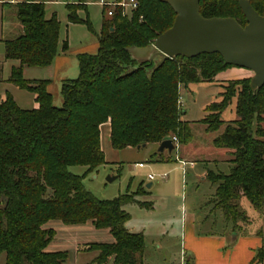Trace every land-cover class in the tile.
I'll return each mask as SVG.
<instances>
[{"label":"trees","instance_id":"1","mask_svg":"<svg viewBox=\"0 0 264 264\" xmlns=\"http://www.w3.org/2000/svg\"><path fill=\"white\" fill-rule=\"evenodd\" d=\"M135 2L130 13L117 4H102L97 52L77 55V77L61 81V106L53 104L48 79L23 76L24 67L51 65L59 50L60 21L56 14L46 17L42 2H5L14 8L22 27L17 36L2 40L4 59L18 61L8 81L33 93L37 107L20 108L9 93L0 98V255H5L4 264H62L67 252L47 249L56 234L46 226L51 220L65 225L90 222L96 229L109 231L112 241L88 242L78 248L98 252L93 264H144L143 234L126 228L130 215L122 208L130 202L149 205L136 199L144 193L143 187L98 199L84 188L83 175L68 167L85 166L91 172L105 164L100 126L106 122L114 149L159 144L172 136L187 144L192 133L190 123L181 119L180 87L213 81L234 65L224 64L218 53L178 55L161 65L159 57L134 59L128 48L152 43L175 18L173 9L161 0ZM250 3L264 15V0ZM199 6L205 18L232 17L246 24L238 0H199ZM65 7L69 23L85 24L93 31L88 16L78 15L86 9L82 0ZM67 48V41H62L60 49ZM250 78L227 81L221 100L206 105L207 113L199 120L207 131L224 125L213 145L232 150L228 172L208 170L205 179L214 186L209 202L222 212L226 223H232L233 233L240 227L238 220L249 221L240 198L258 211L264 199V84L253 91ZM233 99L236 118L224 121L221 113ZM151 156L164 160L158 152ZM263 258L264 248H259L253 260Z\"/></svg>","mask_w":264,"mask_h":264},{"label":"rangeland","instance_id":"2","mask_svg":"<svg viewBox=\"0 0 264 264\" xmlns=\"http://www.w3.org/2000/svg\"><path fill=\"white\" fill-rule=\"evenodd\" d=\"M4 1L10 2V0ZM37 1L44 3L46 17L55 13L60 21L59 50L62 41L67 40L68 49L64 51V54L69 62L63 66V62L61 63L57 60L54 66L48 68L24 67L23 76L27 79H49L47 90L52 95L53 104L55 106H61V81L65 78H76L78 75L76 55L81 53L94 54L97 52V34L100 31L102 22V4L99 3V0H84L86 9L78 11L79 17L85 18L88 16L93 27V31H90L85 24H74L68 23L67 21L65 5L67 3H77L79 0ZM108 2L110 7H114L116 4L118 5V3H113L109 0ZM128 2L126 1V3ZM127 5L123 8L124 13H130L131 9L135 8L131 7L130 4ZM11 11L8 8L4 9L3 16L8 19L11 16ZM7 19L4 20V27L1 31L3 39L12 38L20 34L17 20L14 18L12 21ZM11 22L12 25L9 24ZM4 51V43L0 41L1 77L4 79V81L0 82V94H4L8 90V93L12 95L14 101L20 108H36L37 104L33 93L6 81L9 77L11 66L17 65L18 61L4 59ZM59 53L62 52L59 51ZM249 71L246 68L234 66L228 68L226 73L230 78H237L242 76L243 73H249ZM215 81L213 84L205 83L200 85L190 83L186 88L180 87L183 93L181 92L182 99L179 97V106L182 110L189 108V113L185 115V118L196 120L203 116L202 104L221 100L220 93L223 91V89L221 91L219 84L221 81ZM234 105L235 99L221 113V119L229 121L236 118ZM192 123L195 142H207L209 138L216 134V132L205 133L203 130L204 125L200 122L193 121ZM156 149L154 143H149L145 147L124 149L109 147V149H105L107 162L93 171L87 172L85 166L79 165L70 166L68 169L74 174L83 175L82 183L84 188L98 199H112L119 194L135 192L138 186L141 185L144 193L137 195L136 199L141 202H146L149 205L142 206L136 202H130L124 204L122 208L130 215V219L126 223V228L131 232L143 234V263L181 264L180 227L182 220L186 216L190 214L195 215L196 225L203 232L210 230L220 232L226 227L232 232V223H226L223 219L222 212L215 209L213 204L209 202V199L214 193V186L200 175L201 163L196 168L191 169L190 166H180L174 160L155 162L151 155ZM187 154H190L188 148L180 146L178 150H174L172 157L187 158L189 156ZM139 162L142 163V166H138ZM230 166V163L225 164L222 162L217 168L211 166V169L227 173ZM165 173L167 177H163ZM148 175H152L153 178H149ZM108 177L115 178L112 181H108ZM148 184H150L149 187H147ZM239 203L245 211L249 208L254 209L245 197H241ZM250 215L248 222L238 220L237 223L239 225L246 223L244 226L248 225V227L252 224L249 228L255 227L264 230V216L261 214V217L259 214ZM46 226L54 228L58 233V240L52 242L50 246L52 248L61 246L59 247L60 250L67 252L66 264H76L81 261L85 264H92V260L96 256L97 251H78L77 247L84 242H106L107 240L104 232H102L104 229H96L90 222L80 225H65L58 220H51ZM237 231L239 232L241 230L237 229L235 232ZM82 246L80 245V247ZM48 250H50L49 247ZM4 262L5 255L2 253L0 255V264H4ZM107 264H112V262Z\"/></svg>","mask_w":264,"mask_h":264},{"label":"crops","instance_id":"3","mask_svg":"<svg viewBox=\"0 0 264 264\" xmlns=\"http://www.w3.org/2000/svg\"><path fill=\"white\" fill-rule=\"evenodd\" d=\"M82 2L84 3V0H82ZM99 3H101V4L108 3V0H99ZM7 8L12 10L11 16L8 19L3 16V10L7 9ZM53 14H55V13H53ZM13 18L15 20H17V22L19 23V21L16 17V13H15L14 8H12V7L10 8L8 5H5L4 0H0V41L3 40L2 36H1V31L3 30V27H4V25H3L4 20L7 19V20L12 21V20H14ZM9 24L12 25V22ZM19 24L17 26H19V29L21 31L22 27ZM66 50H62V49L58 50L55 58L53 59V62L51 63V65L47 66V68L50 66H54V64H56L55 62L57 60H59L61 63L63 62V66L67 65V63L69 61H67L65 54H64V51H66ZM59 51H61L62 53H59ZM77 55H76V58H77ZM77 65H78V61H77ZM13 66H16V65H12L11 68ZM11 68H10V70H11ZM1 70H2V68H1ZM227 70L228 69L219 73L214 78L213 81L199 82L196 84H200V85L201 84L203 85L205 83L213 84V82L215 80H217V82L221 81L222 83L219 82V84L221 86V91H222L223 86L226 85L227 81L232 80V79H241V78H246V77H252V75H253L252 72L249 71V73H243L242 76H239L237 78L236 77L230 78V76H228V74L226 73ZM23 72H24V69H23ZM9 75H10V73H9ZM65 79H67V78H65ZM2 81H4L3 78H2ZM6 81L8 83L12 84L11 82L8 81V79ZM182 87L186 88L187 85L182 86ZM181 92L182 91L180 88V98L182 99V93L183 92L182 93ZM6 93H8V90H6V92L4 94H0V98H4ZM181 99H180V101H182ZM211 102H215V101H211ZM211 102L202 104V108L204 111L203 116H201L200 118H198L196 120L191 119V118H185V115L186 114L188 115V113H189V108L182 110L181 119L183 121H187L190 123L189 125L191 128L192 138L187 144H180L178 142V145L174 150H178L180 148V146L186 147V148H188V152L190 153V154H187L189 156L187 158H184V157L183 158L182 157L173 158L172 153L174 152V150L171 153H168L167 150H164L163 152H158L156 149V151H154L153 153H155V152L161 153L160 157L163 158L164 160H157L154 158L155 162H164L170 156V159L178 162L180 164V166H183V167L190 166L191 169L196 168V166L199 163H201L202 168L199 171V173L201 176L204 177V179H205L206 172L208 170H212L211 166H214L217 168V166L219 164H221L222 162L225 164H229V160L232 157V155H231L232 150L228 149V148H217L213 145V138L216 137L217 135H219L223 131L224 126H223V128L221 126L217 131H207L206 126L203 124L204 125L203 130L205 133L216 132V134L213 137L209 138L207 142L204 141V143L202 141L195 142V139H194V134H193V130H192V127H193L192 122L193 121L199 122V120L202 119L206 115L207 112L205 111V107H206V105H208ZM100 145H101V149L104 153L105 163H106L107 161H106V156H105V149H109V147L112 148L111 143H110V124H109V122L103 123L100 126ZM147 145L148 144H145V146H147ZM145 146H140V147H145ZM155 146L157 148L158 143H155ZM127 148H132V147H127ZM200 155H203V156H200ZM201 157H203V158H201ZM171 160H168V161H171ZM139 163H141V162H139ZM243 211L245 212L246 216L249 218L248 220H250V217H249L250 214H251L250 216H252L254 214H259V216L261 214L264 216V199H263V206H262L260 211H256L254 209L252 210L251 208H249L246 211L245 210H243ZM195 221H196L195 215L190 214L189 216H186L185 219L182 220V223H181V227H180V245H181L180 246V254L182 256V263L181 264H264V258L261 261L253 260L256 251L259 248H264V230L263 229L261 230V229L255 228V227L249 228L252 224H250L248 227V225L244 226L246 223L245 224L241 223L240 224L241 226L238 228L241 231H239V232L237 231L235 233H233V231L230 232L227 227L225 229H222L220 232L212 231V230L203 232L202 230H200L198 228ZM99 230H101V229H99ZM55 232H56V230H55ZM102 232H104V236L107 239L106 242L112 241V236L110 235V233L107 229L102 230ZM58 236L59 235L56 232L55 237L52 240V242H54L55 240H58V238H59ZM52 242L48 245L50 251L60 250L59 247H61V246H55L54 248H52L50 246L52 244ZM85 243H88V242L81 243V244H79V246L83 245ZM79 246L77 247V249L79 248ZM48 247H47V249H48ZM78 251H80V250L78 249ZM75 263H76V261H75ZM62 264H66V260ZM76 264H85V263L81 261V262H78Z\"/></svg>","mask_w":264,"mask_h":264},{"label":"water","instance_id":"4","mask_svg":"<svg viewBox=\"0 0 264 264\" xmlns=\"http://www.w3.org/2000/svg\"><path fill=\"white\" fill-rule=\"evenodd\" d=\"M161 1L175 12L173 24L145 47L128 48L134 59L153 61L159 57L161 65L166 59L178 55L192 58L202 53H218L224 64L246 68L253 73L249 82L253 91L263 86L264 15L251 6L250 0H238L246 19L244 26L232 17H203L199 0ZM164 150L168 153L174 150L171 138L158 144L157 151ZM114 178L108 177L107 180Z\"/></svg>","mask_w":264,"mask_h":264},{"label":"built area","instance_id":"5","mask_svg":"<svg viewBox=\"0 0 264 264\" xmlns=\"http://www.w3.org/2000/svg\"><path fill=\"white\" fill-rule=\"evenodd\" d=\"M16 1H18V0H16ZM126 1H129V2L126 3ZM10 2H15V0H10ZM107 4H109V2ZM127 4H130L131 7H135L136 6L135 0H124L123 2H119L118 3V5H120L122 8L128 6ZM108 14H111V11H108ZM171 139L173 141L174 149H175L177 147V145H178V140H177V138L175 136H172ZM138 166H142V163H139ZM166 176H167L166 174L163 175V177H166ZM148 177L149 178H153L152 175H148Z\"/></svg>","mask_w":264,"mask_h":264}]
</instances>
